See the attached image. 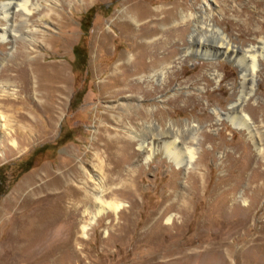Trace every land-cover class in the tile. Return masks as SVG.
Instances as JSON below:
<instances>
[{"label": "rangeland", "instance_id": "rangeland-1", "mask_svg": "<svg viewBox=\"0 0 264 264\" xmlns=\"http://www.w3.org/2000/svg\"><path fill=\"white\" fill-rule=\"evenodd\" d=\"M9 1L13 3L10 10L13 19L6 23L0 15V29L4 24L10 27L8 38L0 37V99L11 98L18 90L14 77L22 75L21 81L30 83L25 75L28 76L36 62H62L67 68L70 92L52 134L43 133L42 138L27 145L18 137L22 145L18 151L8 143L6 146L11 150L1 147L0 208L25 179L45 168L57 170L74 149L83 154L89 152L88 163L98 165L97 153L91 148L101 125L110 129L112 138L120 136L129 141L125 137L127 130L137 132L152 125L166 130L177 124L176 129L184 130L180 131L187 142V149L182 151L186 161L180 168L162 153L161 143L148 161L137 143H129L126 158L119 160L120 175L115 183L117 187L122 183L126 187L116 192L123 211L129 212L131 203L135 202L131 215L120 218L119 212L112 213L101 222L97 217L84 234L82 231L77 234L80 240L73 242L70 251L55 255L58 262L50 256L36 262L144 264V260L152 259L156 264H176L179 256L188 255L186 264H221L219 254L198 253L226 245L224 248L235 250L229 264H264V188L260 191L264 182L261 178L264 172V0H142L143 6L149 4L155 10L154 18L149 19L155 33L138 38L139 43L167 40L165 32L175 26L185 25V31L158 53L163 61L167 51L174 52L172 59L165 63V74L142 78L137 83L144 88L142 91L149 92L146 97L139 95L132 101L137 112L119 105L130 99L129 94L110 99L111 89L101 87L135 53L127 36L129 30L120 24L116 26L124 20L123 13L128 6L125 0H31L28 22L22 15L23 9L17 7L20 0H6ZM173 7H176L174 18L163 21L164 12ZM87 12L93 15L90 28L84 33L81 21L84 15L89 17ZM182 15L187 17L184 21ZM210 22L227 35L229 44L225 41L222 45L220 39L212 36L207 28ZM134 26L138 29L140 24ZM13 29L16 31L12 33ZM76 45L86 52L83 67L75 66V61L79 64L83 55L79 52L74 57ZM215 46L236 51V58L245 64L247 59L243 56L250 46H255V51H263L253 93L243 103L244 112L256 129L253 128L256 143L246 128L238 126V119L232 122L227 118L240 95V71L233 58L208 52V48ZM123 54L128 58L124 59ZM50 67L43 66L42 70L49 71ZM117 87L119 83L112 89ZM141 111L146 113L143 117L128 119L130 114ZM44 129L48 127L45 125ZM191 147L196 148V157L189 165ZM75 161L81 165L79 157ZM251 204L255 209L252 227L239 231L236 220L243 218L240 209ZM119 221L124 227L118 226ZM9 228L0 235V263L24 264L19 258L16 261L10 258V246L20 245L15 247L18 249L24 241L17 229L9 232ZM150 230L154 231L145 245L134 247L138 233Z\"/></svg>", "mask_w": 264, "mask_h": 264}, {"label": "bare ground", "instance_id": "bare-ground-1", "mask_svg": "<svg viewBox=\"0 0 264 264\" xmlns=\"http://www.w3.org/2000/svg\"><path fill=\"white\" fill-rule=\"evenodd\" d=\"M141 3L142 0H125V5L128 4V6L123 13L124 20L122 22H117L118 25H116H122L129 30L127 36L132 42L131 49L135 51V53L132 54V59H128L129 61L127 63L125 62L119 65L120 70L117 75L110 77L109 80L101 86H106L108 89H111L108 97L110 99L129 94L130 99L119 105L123 109H134V111H136L137 108H135L132 101H136L139 95L146 97L149 93L147 90L142 91L143 87H140L137 83L141 81L142 78L149 77V79H152L155 76L165 74V69L167 68L166 64L172 59V54L174 52L167 51L163 61L161 57L158 56V53L160 50L167 47L169 41L179 35L180 32V36L182 37L185 31V25H183V27L175 26L165 32V38L167 40H163L162 36V39L158 42L149 43L147 41L146 43H139L137 41L138 38L150 37L155 33L153 28L151 30L150 24L152 21H149V19L154 18L155 10H153V7L151 8L149 4L143 6ZM12 4L11 1L7 3L6 0H0V15L6 23H9V19L14 16L13 13L10 12ZM30 6H32L31 0H20V3L17 4V7L23 9L24 14L22 15L27 22V16L32 12V9L29 8ZM175 10L176 7L166 10V12L163 11L166 14L163 21L166 22L173 19ZM14 11L15 10H13V12ZM186 18L187 17L184 15L181 17L182 21ZM134 24H140V26H138L139 28L136 29ZM8 28L10 27L4 24V28L0 29V37L2 40L8 38ZM207 28L212 36L214 35L216 39L222 41V45H224L223 42L225 41L228 43L227 35L214 22L208 23ZM11 31L13 33V31L16 30L13 29ZM61 37H63V33ZM215 47L216 48H208V52L220 53L226 58H233L235 62H237V67L240 71V95L235 101L233 109L227 113V118L232 122L238 119V126L246 128L249 131V135H251L254 140L256 138V131H254L255 128L251 118L244 112L243 103L247 96L253 93V86L256 83L258 70H260L261 65L260 55L263 51H255V46H250L249 50L245 52V56H243L247 59V63L245 64L241 62L239 58H236V51H230L228 47L224 50H221V47ZM122 57L127 59L128 55L123 54ZM147 59L149 60L147 61ZM47 65L52 66V68L50 67L51 69L49 68V71L42 70V67ZM97 74L100 76L101 73L97 71ZM25 76L28 77L30 83H23L20 78L22 75L20 77H14L18 90L14 95L11 94V98L0 99L2 104V106H0V149L3 147L4 150L5 148L6 150L8 148L11 150L12 148L6 146L8 143L15 148V151H18L22 149L18 137H21L23 139L22 143L27 145L32 141L42 138L41 134L43 133L49 132L52 134L55 130L56 121L66 102V97L70 92L67 84V81H69L67 68L62 62H36L32 64L28 76ZM116 83H119V88L112 89ZM248 88L251 90L247 93L246 89ZM2 95H4V93ZM2 108L4 110H2ZM145 114L144 111H141L139 114L133 113L128 116V119L133 121L143 117ZM216 115L218 117L221 116L220 113ZM45 125L48 129H44ZM176 125L172 124L166 130L162 128L160 130L158 128L155 129L154 125H152L151 128L144 127L137 132L127 130L128 135L126 134L125 137H127L129 141L120 136L112 138L109 134L110 129L107 128L106 125H101L91 148L97 153L96 157L101 164L91 165L87 161V159L90 158L88 157L89 152L83 154L79 149H74L68 158L59 165L57 170L45 168L41 173L25 179V181L14 190L11 199L0 208V235L3 234L7 227H10L9 232H13L14 229H17L19 231V237L24 241V244H21L22 247L18 249L15 248L18 245L10 246V258L13 261L19 258V262L24 264H33L41 259L49 258L48 256L54 257V259L58 258V256L55 257V255L58 253L61 254V252L65 250L70 251V249L73 248V242L80 240L77 234L81 231V233L84 234L97 217H100L99 221L101 222L104 216H110L112 213L119 212L118 215H120V218L126 217L128 214L131 215L135 207V202L131 203L129 212L123 211L121 208L122 201L116 194V192L126 188L123 186V183L122 186L120 185L121 187H117V183H115V180L117 181L120 175L118 167L121 162L119 160L126 158L129 148L128 145L133 141L138 144L142 151L141 153L146 156L145 160L147 161L154 157L155 147L159 146L161 143L162 153L180 168L185 164L184 161H186L185 158H183L182 151L187 149V146H185L187 142L185 143L184 135L181 132L184 130H181L182 128H180L181 131L176 129ZM145 129H147L146 132L144 131ZM180 133L183 136H181ZM189 150L187 162L191 165L196 157V148L191 147ZM77 157H79L78 162L81 165H77L75 161ZM129 159L130 158H128V160ZM261 178L264 180V172L261 173ZM262 188H264V182L261 185L260 191ZM131 190L134 191L133 188ZM134 192H136V190ZM227 192L228 190L225 191V193ZM240 210L243 212V218L236 220L237 229L239 231L245 230L247 227H252L251 224L254 218L253 211L255 209L253 210V205L251 204L247 208H242ZM16 217H19V219ZM118 226L124 227V224L119 221ZM153 231L154 230H150L145 234L138 233V237L133 243V246H142L143 243L147 242ZM255 240L257 241V239ZM225 246L226 245L211 247L198 253V255L213 252L222 257V260H219L221 264H229V259L235 254V250H233V247L230 249L224 248ZM3 260L5 261V259ZM55 260L57 261V259ZM187 261L188 255L179 256V258L176 259V264H186ZM143 262L144 264H156L152 259H146ZM38 263L39 262H36V264ZM0 264H2V262Z\"/></svg>", "mask_w": 264, "mask_h": 264}, {"label": "trees", "instance_id": "trees-1", "mask_svg": "<svg viewBox=\"0 0 264 264\" xmlns=\"http://www.w3.org/2000/svg\"><path fill=\"white\" fill-rule=\"evenodd\" d=\"M87 13H88V12H87ZM88 15H89V17L87 16V14L84 15V19H86V20L82 19V21H81V29H82V31H83L84 33H86V32L89 30L90 25H91V21H92V15H93L92 12H89ZM85 16H87V18H86ZM79 52H82L81 54H83V55H82V57H81L80 63H79V64H76L75 58H76V55H77ZM74 57H75V58H74V61H75V66H76V68H78V67H83L84 64H85V62H86V58H87V57H86L85 49H84L83 47L79 46V45H76V46L74 47ZM29 167H30V164L28 165V167H27L25 170L29 169ZM25 170H24V171H25Z\"/></svg>", "mask_w": 264, "mask_h": 264}]
</instances>
